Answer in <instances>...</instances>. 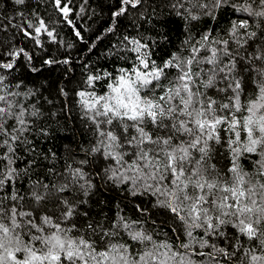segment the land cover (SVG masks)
Masks as SVG:
<instances>
[{
    "label": "snow or ice",
    "instance_id": "6c2138e0",
    "mask_svg": "<svg viewBox=\"0 0 264 264\" xmlns=\"http://www.w3.org/2000/svg\"><path fill=\"white\" fill-rule=\"evenodd\" d=\"M71 2L54 0L75 27ZM144 6L119 0L112 15ZM157 7L183 21L184 39L158 63L154 40L124 36L131 63L86 69L77 96L94 141L59 170L38 171L56 154L33 142L47 135L48 101L12 75L16 60L32 55L0 53V264H264V0ZM229 9L226 28L192 34V22ZM17 16L16 25L0 16V32L11 25L36 44L41 34L56 39L44 19ZM104 186L132 204L131 215L117 203L94 211Z\"/></svg>",
    "mask_w": 264,
    "mask_h": 264
},
{
    "label": "trees",
    "instance_id": "16d2710c",
    "mask_svg": "<svg viewBox=\"0 0 264 264\" xmlns=\"http://www.w3.org/2000/svg\"><path fill=\"white\" fill-rule=\"evenodd\" d=\"M159 2L160 0H146V4L151 7L144 6L139 10L129 7L125 15L114 17L112 13L118 9L119 0H87L86 12L83 14L79 13V6L84 0H72L69 6L73 8V12L69 19L73 20V27L64 20L54 0H26L24 6L15 5L12 0H0V16L15 17L11 20V25L23 21V17L17 16L18 12H22L24 17L33 22L36 16L44 19L49 23L50 29H54L56 36V39L52 40L46 33L41 34L38 37L40 44H36L32 38L25 37L9 25L8 19L2 21L9 26L6 32H0V53L8 48H23L33 57L31 62L24 57L18 58L12 75L23 80L29 88L39 89L43 93L41 103L45 99L48 101L44 104L45 118L42 121L47 135L36 134L33 142L37 151H51L56 154V159L42 161L38 171L51 164H55L59 170L65 160L72 163L73 159H82V149L89 148L94 141L93 128L84 117L77 96L85 87L83 81L87 75L86 69L111 71L131 63L135 54L123 47L124 36L142 34L154 40L156 43L153 58L157 59L158 63L159 58L166 59L167 54L175 51L176 46L184 39L183 21L171 16L166 8L157 7ZM234 18L230 9L218 14L215 21L204 17L192 22V34L196 35L207 28L223 30ZM110 27L113 29L111 32L107 31ZM77 30L82 38L75 35ZM119 56L126 58L127 63ZM50 58H54L58 63L43 64L44 60ZM0 59L6 57L0 55ZM65 59L69 60L68 64L59 63ZM32 68L39 70L33 72ZM119 196L120 193L104 186L93 197L94 200H101L102 204H90L94 211L104 207L107 212L112 203H117L131 215L132 204L120 200Z\"/></svg>",
    "mask_w": 264,
    "mask_h": 264
}]
</instances>
